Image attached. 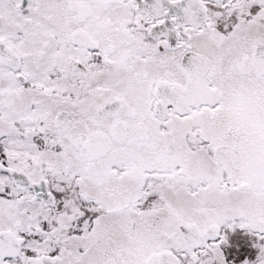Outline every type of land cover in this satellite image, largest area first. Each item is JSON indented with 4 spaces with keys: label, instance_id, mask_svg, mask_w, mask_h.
I'll return each instance as SVG.
<instances>
[{
    "label": "snow or ice",
    "instance_id": "6c2138e0",
    "mask_svg": "<svg viewBox=\"0 0 264 264\" xmlns=\"http://www.w3.org/2000/svg\"><path fill=\"white\" fill-rule=\"evenodd\" d=\"M0 264H264V0H0Z\"/></svg>",
    "mask_w": 264,
    "mask_h": 264
},
{
    "label": "flooded vegetation",
    "instance_id": "af4514ba",
    "mask_svg": "<svg viewBox=\"0 0 264 264\" xmlns=\"http://www.w3.org/2000/svg\"><path fill=\"white\" fill-rule=\"evenodd\" d=\"M249 237L243 233H238L234 236V241L239 242L242 246L237 250L236 248L229 249L230 258L235 256L237 259L252 253L254 250L251 248V244H246L241 241L243 237Z\"/></svg>",
    "mask_w": 264,
    "mask_h": 264
},
{
    "label": "rangeland",
    "instance_id": "374dc122",
    "mask_svg": "<svg viewBox=\"0 0 264 264\" xmlns=\"http://www.w3.org/2000/svg\"><path fill=\"white\" fill-rule=\"evenodd\" d=\"M241 241L243 243H246V244H251V238L250 237H245L244 236V238L243 237L241 238Z\"/></svg>",
    "mask_w": 264,
    "mask_h": 264
}]
</instances>
